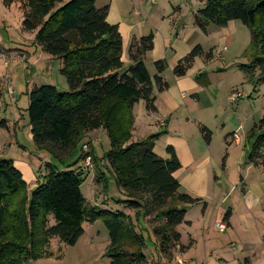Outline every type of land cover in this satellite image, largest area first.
Returning <instances> with one entry per match:
<instances>
[{
  "label": "trees",
  "instance_id": "obj_1",
  "mask_svg": "<svg viewBox=\"0 0 264 264\" xmlns=\"http://www.w3.org/2000/svg\"><path fill=\"white\" fill-rule=\"evenodd\" d=\"M200 1L204 7L195 13L194 23L203 32L209 23L224 27L234 20L249 29L251 55L241 68L264 81V0ZM14 2L22 13L21 28L34 33L33 43L43 52L61 60L59 72L68 85L66 91L52 85L30 90L27 116L35 147L62 162L61 157L70 155L87 132L104 129L110 145L103 155L105 163H98L92 146L90 162L97 170V184L105 188L107 170L125 199L116 202L118 208L109 209L86 201L80 191L86 176L81 165L87 156L84 151L64 169L46 162L45 172L38 175L29 194L13 160L0 159V264H27L49 257L46 246L52 238L74 245L84 234L83 224L98 219L108 231L105 255L111 264H147L145 232L153 236L162 256L173 259L174 253L186 248L180 245L177 227L188 223L186 209L200 198L180 191L174 176L180 163L173 147H165V158L153 151L159 134L131 140L134 104L142 101L147 112H154L155 89L162 92L169 87L163 77L164 59L154 62L152 77L144 64L153 34L132 38L127 50L130 64L124 67L122 36L118 25L106 20L107 5L97 7L96 0H3L6 7ZM199 56L208 60L212 51L195 45L173 67L174 77L185 76ZM195 80L207 83L204 72ZM199 130L208 143L210 131L204 126ZM247 137L248 162L262 164L264 118L253 124ZM228 217L227 211L224 220Z\"/></svg>",
  "mask_w": 264,
  "mask_h": 264
},
{
  "label": "rangeland",
  "instance_id": "obj_2",
  "mask_svg": "<svg viewBox=\"0 0 264 264\" xmlns=\"http://www.w3.org/2000/svg\"><path fill=\"white\" fill-rule=\"evenodd\" d=\"M152 1L146 0L136 5L135 10L139 9L142 13L138 20L143 22H146L153 8L156 9L153 12L155 16L164 15V18L157 22L158 31L163 38L169 37V33H172L171 37H173L175 33L174 37L181 39L182 34L189 27L196 26L193 22L194 13L204 7L203 1L200 0H154V4ZM21 21L22 13L16 3L6 7L3 0H0V122L4 121L5 125L0 126V159L14 161L23 175L29 194L37 185L38 175L45 172L46 162L64 169V166L70 165L77 159L84 150V145L87 147L86 152H89L92 146L95 156L99 159L98 163L104 164L103 155L110 145L105 130L99 128L87 132L70 155L61 157L62 162L49 151L37 150L28 124L29 92L33 87L42 85H52L59 91H66L68 85L65 77L59 72L61 60L52 58L37 47L33 43L34 33L24 31L21 28ZM208 25L209 28L214 27L217 32H209L208 36H204L207 35L204 33L199 42L204 52L212 51V57L205 60L203 56H199L201 61L194 62L187 72V76L194 80L197 73L204 72L207 77L206 85L198 84L195 80L198 84L196 89L192 93L184 91L185 97L182 98L173 82L174 75L167 66L163 77L169 83V90L158 92L155 89V95H160L164 100L167 97L172 106L171 114L165 118L158 115L147 116V119L141 122L138 120L144 119L142 118L144 106L143 103H136L133 108V115L136 116L134 123L136 124V120L139 126L146 123L147 128L151 123V130L158 132L167 128L169 135L162 133L157 137L156 150L158 147L164 149L167 145L166 140L179 146L178 138L188 139L195 149L200 143L205 145L197 125L193 123L194 119L201 120L210 130L211 145L213 150L219 153L220 163L226 153L225 136L228 132H235L240 143H232L230 146V158L219 180V186L224 191H230L228 204L230 203V207L237 211L233 220L234 231H230L229 236L228 231L221 233L217 227L213 228L211 225L209 229L211 239L202 241L204 236L201 235L200 227L196 222L200 210H197L193 204L194 206L191 205L186 209L189 210L186 219L193 221L195 225L193 236L197 240L196 243L182 255L180 260L166 259L159 253L153 236L148 237L145 232L144 254L147 257V264H224L218 261L215 253H209L210 248L218 249L219 252L216 251V254L219 253L230 260L229 264H247L246 259L250 260L251 264H264V233L259 230L264 211L257 205V209L251 211L253 217L248 219L251 224L247 227L241 223L242 216H239L241 209L246 207V202L239 194L240 175L244 177L249 190L255 189V186L263 189L264 186V174L257 172L258 170L264 172V164L253 167L248 162L249 154L245 158L242 155L244 151L248 153L251 148L250 139H247L250 129L253 124H258L264 118V81H258L255 76H248L241 68L251 55L249 29L239 20L230 22L227 29L216 27L212 23ZM195 38L194 35L192 39ZM127 50L128 46L124 51L126 54L123 57L124 67L130 64ZM152 54L153 57L157 56V51ZM201 64L204 68H201ZM150 72H152L151 65ZM233 94L236 96L232 98ZM139 105H142L141 108ZM166 118L169 119V123L159 126L158 122L160 120L164 122ZM142 137L143 135L136 133L133 140ZM82 168L86 176L81 183L80 191L86 201L99 209L118 208L116 202L125 197L117 189L113 175L101 167L105 170L106 179L105 188L102 189L96 182L97 170L92 166ZM203 200L210 204L215 203L214 199ZM248 200H250L249 204L254 202L251 195ZM262 200L264 198L260 201ZM83 228L84 234L74 245L64 244L54 237L46 246L49 257H42L27 264H111L110 258L105 255L109 236L103 221L98 219L94 222H86ZM179 232L182 234V243L187 244L188 236L185 229L180 228ZM226 236L230 237L228 240L230 245L222 242Z\"/></svg>",
  "mask_w": 264,
  "mask_h": 264
},
{
  "label": "crops",
  "instance_id": "obj_3",
  "mask_svg": "<svg viewBox=\"0 0 264 264\" xmlns=\"http://www.w3.org/2000/svg\"><path fill=\"white\" fill-rule=\"evenodd\" d=\"M146 0H96L95 5L97 7H102L104 5L108 6V12L106 20L109 23L117 24L119 32L122 36V59L126 55L124 51L126 50V46H129L130 41L132 38H139L141 36H146L149 33L153 34V46L152 49L145 53L144 55V64L148 70V73L152 77L155 74V68H154V62L160 59H164L167 63V66L169 70H171L176 65L177 61L181 59L183 56H185L195 45L200 44L199 39L202 38L204 33H207L208 36L212 32H217L216 29L209 28V25L205 26V31L203 32L197 25L195 27H189L188 30L182 34L181 39H176L174 37H171L172 33H169L170 36L163 38L162 35L159 33V29L157 28V22L160 21L162 18H164V15L161 16V14H158L155 16L153 13L156 9L153 8L152 13L147 16L146 22H143V20H138L139 17L142 16V13L139 11V9L136 11L135 6L140 5ZM154 4V0L152 1ZM195 15V13H194ZM194 22V19H193ZM233 22V21H230ZM230 22L224 27L227 29L230 26ZM210 32V33H209ZM195 35V39H192V37ZM180 37V35H178ZM198 41V42H197ZM202 47V46H201ZM157 51V56L153 57L154 52ZM199 57H196L194 62L198 61ZM152 61V62H151ZM150 65L152 68V72H150ZM201 68H204V65H200ZM168 70V69H167ZM188 73H186L183 77H172L173 82L175 83V86L180 91L181 97H185L184 91H189L190 93L193 92V90L196 89V86L198 85L194 78L188 77ZM197 73L196 75H198ZM167 81V80H166ZM168 82V81H167ZM169 84V83H168ZM1 86V84H0ZM1 90V87H0ZM169 90V87L168 89ZM196 97L195 94H193V97ZM197 99V97H196ZM142 101H139L137 104H142ZM168 103V104H167ZM155 111L154 112H147L145 108L143 109V120L138 121H145L147 119V116L151 115H158V117L165 118L166 116L171 114V103L166 99L164 100L160 95H156L155 97ZM136 105L133 106V108ZM140 108L142 105H139ZM144 106V104H143ZM175 108L173 109V111ZM134 117L135 114H134ZM135 120V119H134ZM160 120L158 122V125L162 127L164 123L168 124L169 119L166 118L164 122ZM193 123L197 125L198 129L202 126L206 127L201 120H193ZM151 123L149 124V128L146 127V123H142L140 126L134 123L133 131H132V138L134 134L138 133V135H143L142 138L137 139L143 140L146 137L152 135V134H162L166 133L169 135V132L166 128L165 131L158 132L157 130L153 131L151 130ZM207 128V127H206ZM208 129V128H207ZM209 130V129H208ZM148 131V132H147ZM200 131V130H199ZM210 131V130H209ZM232 133V134H231ZM199 135V134H198ZM236 136V137H235ZM141 137V136H140ZM202 137V134H201ZM204 140V138L202 137ZM227 139V140H226ZM248 139V138H247ZM225 140L227 147H225L226 153L221 158L220 163V156L219 153L212 148L211 143V134H210V141L207 143L205 140V145H202L201 143L193 149L191 144L189 143L188 139L184 138H178V145H176L173 142H170L166 140L165 144L171 145L174 149V152L178 158V161L180 163V168L175 171L174 176L177 178L180 184V190L181 192H184L186 194L191 195L192 197L200 198V201L195 205L197 210H200V214L197 216V224L199 225V229L201 230V235L204 236L202 238V241H209L211 238V235L209 234V229L212 225L213 228H216L217 223H223L224 228L217 229L219 232L223 233L225 231H228V235L230 236V231L233 230V220L234 216L236 215V210L233 207H230V203L228 204V198H230V191H224L219 185H220V177L222 176V173H224V170L227 167L228 159L230 158V146L232 143L239 144L240 139L235 134V132H228L225 136ZM156 141V140H155ZM154 141V147L153 151L160 157L165 158L166 152L165 148L161 150V148L158 147V150H156V142ZM203 141V142H204ZM251 147V142L249 141ZM161 144V143H160ZM165 145V147L167 146ZM250 153V150L248 153L245 151L243 152V157L247 156ZM14 162V161H13ZM264 164V151H263V163ZM249 165L253 167H260V164L254 165L249 162ZM14 166L18 168V166L14 163ZM257 172L264 174L261 170H258ZM23 176V175H22ZM239 194L244 199V202H246V207L242 208L239 216H242L241 223L244 226H248L251 224V222L248 221L249 218L253 217L252 210L257 209L256 206L259 205L260 209L264 211V200L260 201L264 198V186L263 189H261L259 186H255V189L249 190L247 188L246 182L244 180V177L240 175V189ZM252 196L254 202L252 204H249L248 197ZM209 201L211 199H214L215 203L210 204V202L204 201L203 199H206ZM257 203V204H256ZM263 205H261V204ZM192 205V206H194ZM188 211L185 213V220L188 222L187 224H181L177 227V230L180 231V228L185 229V233L188 236V242L187 244L182 243V234L180 238V245L186 247L182 252H176L174 253L173 260H180L182 255H184L189 249L193 246V244L196 243V239L193 236V228L194 223L191 220H187L186 217L188 215ZM229 212V217L227 221L224 220V215L226 212ZM263 220V221H262ZM260 221L259 230L264 233V218ZM226 236L225 239L222 240V242L226 243L227 245H230L228 243V240H230V237ZM264 237V235H263ZM209 253H215V256L218 257V261L222 262L224 264H229L230 260L225 258L224 256L220 255L219 253L216 254L219 250L210 248ZM227 255V253H226ZM176 258V259H175ZM245 262L247 264H251L250 260L246 259Z\"/></svg>",
  "mask_w": 264,
  "mask_h": 264
},
{
  "label": "built area",
  "instance_id": "obj_4",
  "mask_svg": "<svg viewBox=\"0 0 264 264\" xmlns=\"http://www.w3.org/2000/svg\"><path fill=\"white\" fill-rule=\"evenodd\" d=\"M234 96H236V95L233 94V95H232V98H233ZM235 137H236V136H235ZM83 149H84L83 151H84L85 153H87V156H86V158H85V160H84V162H83V167H84V168L91 167L92 164H91V162H90V156L88 155V152H86L87 147L83 145ZM216 227L219 228V229H222V228H224V225H223V223H217V226H216Z\"/></svg>",
  "mask_w": 264,
  "mask_h": 264
}]
</instances>
